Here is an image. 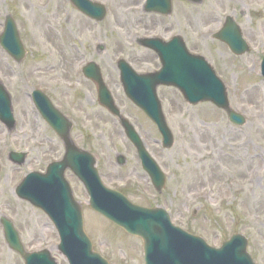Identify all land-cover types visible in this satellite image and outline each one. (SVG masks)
Wrapping results in <instances>:
<instances>
[{
    "label": "rangeland",
    "instance_id": "1",
    "mask_svg": "<svg viewBox=\"0 0 264 264\" xmlns=\"http://www.w3.org/2000/svg\"><path fill=\"white\" fill-rule=\"evenodd\" d=\"M97 1L108 7L107 18L101 23L86 18L68 0H0V31L6 15L11 14L28 50L20 68L31 76L36 64L48 66L61 62L63 56L78 62L83 57L92 58L104 64L114 63L119 57L132 61L138 57L155 68L157 57L135 46L134 35H184L190 48L213 65L227 86L231 107L242 113L246 122L233 124L226 112L213 104L190 106L177 93L173 96L172 91L165 90L168 98L164 99L163 110L175 138L174 146L158 156L168 174L167 185L162 194L153 189L136 191L130 199L143 206L168 210L176 225L201 236L212 246H220L233 233H241L248 239L247 250L255 264H264V0H203L200 5L174 0L171 16L143 12L140 6L144 0ZM229 15L240 24L250 45L244 55H234L226 44L211 38ZM97 41L106 46L99 56L95 51ZM8 61L18 73L15 62L0 48V77L9 69ZM11 81L17 128L10 135L0 133V216L14 221L28 250L49 246L58 264H68L56 247L59 239L47 216L14 196L22 174L37 166L34 162L21 168L13 166L7 160V152L27 148L31 158L36 145L31 138L32 126L37 123L27 96L22 95L24 91L19 95L16 81ZM29 83L25 93L32 86L49 92L47 77H42L41 82L31 78ZM257 84L262 85L259 95L250 98L243 94ZM3 128L0 123V132ZM148 132L152 134L155 153V147H159L154 139L160 136L154 127ZM104 134V139L98 137L92 146L98 154L105 150L113 156L127 144L117 133L105 129L101 136ZM109 134L113 135L111 141ZM84 215L85 230L94 250L110 264H143L139 237L129 235L88 206ZM0 264H23L20 256L7 247L1 224Z\"/></svg>",
    "mask_w": 264,
    "mask_h": 264
},
{
    "label": "water",
    "instance_id": "2",
    "mask_svg": "<svg viewBox=\"0 0 264 264\" xmlns=\"http://www.w3.org/2000/svg\"><path fill=\"white\" fill-rule=\"evenodd\" d=\"M72 1L89 16L97 20L104 19L106 9L102 4L90 0ZM191 1L201 3L203 0ZM147 8L149 11L170 14L172 0H148ZM215 37L227 43L236 54L248 51L241 29L231 17L227 18L225 26L215 34ZM0 41L16 59L20 61L24 57L23 44L18 30L11 20L0 37ZM143 43L154 48L163 63L162 69L152 75L154 88L159 83L175 85L184 93L190 103L212 101L225 109L233 122L237 124L245 122L240 114L230 108L224 83L216 76L214 69L203 56L190 54L184 43H179L178 38L170 42L156 40ZM90 77L93 76L90 75ZM126 86L130 97L158 124L167 147L172 146L173 135L159 107L154 88L151 91L148 84L142 86L131 78L126 79ZM9 122L12 123L13 120L10 119ZM60 133L65 135L64 132ZM127 133L140 149L142 156L145 155L132 129L128 128ZM153 165L149 167V171L154 176L156 187L161 190L165 185V179L159 168ZM38 177L36 173L29 174L24 182L23 193L21 191L20 193L31 202L41 206L56 222L64 237L59 246L62 252L76 264H101L97 262L99 259L94 256H99V254L93 251L92 243L84 232L80 208H76L73 199L69 196L55 197V195L46 192L49 189V174L44 175L42 186L38 183ZM106 196L102 194L93 196L92 207L126 231L143 238L146 264H254L252 257L246 251L247 240L243 236L234 235L222 249H214L207 246L204 241L188 237L179 229L174 228L165 215L158 219V213L154 212L157 210L133 207V204L119 195L106 193ZM4 224L6 239L10 247L23 256L26 264H57L47 251L27 253L12 224L7 220H4ZM104 264H108V262L104 260Z\"/></svg>",
    "mask_w": 264,
    "mask_h": 264
},
{
    "label": "flooded vegetation",
    "instance_id": "3",
    "mask_svg": "<svg viewBox=\"0 0 264 264\" xmlns=\"http://www.w3.org/2000/svg\"><path fill=\"white\" fill-rule=\"evenodd\" d=\"M81 26H83L81 24ZM82 33V30H78ZM96 54L99 56L102 51H99V46H95ZM64 58L61 62L55 61L48 66H41L38 63L34 66L32 76L24 74V70L20 68L22 63H17L19 72L12 68L3 71V79L5 85L9 88L12 84V79L16 81L17 93L19 95L24 91L25 86H30L29 80L34 78L41 82L42 77L48 78V96L52 102V107L58 111L63 119L64 124L59 126V130H68L69 140L65 141L57 133L54 126H50L45 119L40 116V112L36 108L30 112L35 119V124L32 126V132L35 147L34 155L30 158V152L27 154V159L24 165L34 162L37 166L36 170L44 171L49 164L54 162H62L70 152L73 156H79L83 153H92L95 158L96 170L99 173L104 183L112 188L120 189L127 195H131L140 191L153 188L152 182L148 173L142 167V161L139 154L132 143L126 138L124 127L120 119L114 113V107H117L120 114L128 119L135 130L139 133L146 149L152 152L156 158L162 154L161 150L155 147V153L152 149L153 139L152 134L148 129L154 127L153 122L126 96L123 85L120 79V68L118 61L114 63L104 64L95 60L99 67V72L106 85V89L114 101V104L109 109L104 105L108 102L104 95L101 96V91L98 85L90 78L91 71H85L84 66H79L78 61H71ZM92 59V58H91ZM93 60V59H92ZM8 63V62H7ZM133 68L139 73L152 72L154 69L148 67V61L145 59L136 58V61H129ZM8 66V65H7ZM43 73V75H40ZM93 74L97 71L92 69ZM165 90L172 91L171 95L176 96L177 90L171 87L160 86L158 94L164 100L168 98ZM177 93V94H176ZM16 94V93H15ZM17 95V94H16ZM25 96V93L22 92ZM17 97V96H16ZM21 99L24 98L21 96ZM16 102V98H12ZM25 116L28 114L26 112ZM42 122V124L40 123ZM5 130V126L2 125ZM117 133L127 143L123 145L121 152L116 150L114 155L109 151L101 150L98 154L93 149V143L98 137L104 139V130ZM26 136V135H23ZM111 141L113 135L108 137ZM106 139V138H105ZM155 145L158 140L155 138ZM102 142V141H101ZM115 147V142H112ZM67 146H71L68 148ZM91 146V147H90ZM72 147L76 148L74 150ZM93 148V149H92ZM109 149V148H108ZM132 154V155H131ZM23 165V166H24ZM63 177L69 186L74 197L84 208L87 202L84 197L88 196V189L76 171L70 166L62 169ZM8 203V201H7Z\"/></svg>",
    "mask_w": 264,
    "mask_h": 264
},
{
    "label": "bare ground",
    "instance_id": "4",
    "mask_svg": "<svg viewBox=\"0 0 264 264\" xmlns=\"http://www.w3.org/2000/svg\"><path fill=\"white\" fill-rule=\"evenodd\" d=\"M262 90V85L261 84H257V85H253L248 89H245L244 91V95H247L248 97L252 98L256 95H259L260 92Z\"/></svg>",
    "mask_w": 264,
    "mask_h": 264
}]
</instances>
